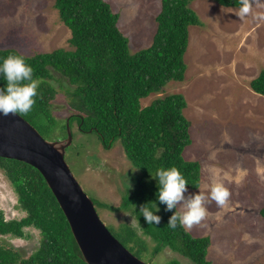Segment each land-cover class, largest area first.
<instances>
[{
  "label": "rangeland",
  "instance_id": "rangeland-1",
  "mask_svg": "<svg viewBox=\"0 0 264 264\" xmlns=\"http://www.w3.org/2000/svg\"><path fill=\"white\" fill-rule=\"evenodd\" d=\"M104 1L119 15L118 28L132 53L151 45L161 0ZM190 7L201 25L189 27L185 80L169 82L160 93L142 100L141 108L157 98L181 94L187 103L184 115L190 122L191 139L183 157L198 162L201 168L199 189L187 194L202 192L207 196L216 183L230 192L226 206L209 200L206 217L191 229L185 228L194 237L210 238L207 259L212 264H264V220L259 213L264 207V98L249 85L264 71V0H253L252 12L244 18L239 17V8L222 7L214 0H196ZM70 37L54 0H0V50L12 49L26 57L68 51L72 50ZM49 81L57 90L50 102L52 116L66 126L65 120L77 112L68 105L65 85ZM70 129L72 145L64 157L70 171L92 201L119 209L127 191L136 188L134 179L139 171L119 141L105 150L96 135L80 132L76 121ZM62 134L60 140L66 138L65 130ZM126 180L131 185L128 190ZM95 208L119 240L120 235H126L124 227L135 231L148 249L140 258L143 262L192 264L168 248L151 256L155 242L143 234L128 211H112L98 204ZM0 211L7 221L25 217L2 170ZM178 211L182 209L178 207ZM24 232L27 239L0 236V244L27 258L38 248L40 234L33 228Z\"/></svg>",
  "mask_w": 264,
  "mask_h": 264
},
{
  "label": "trees",
  "instance_id": "trees-1",
  "mask_svg": "<svg viewBox=\"0 0 264 264\" xmlns=\"http://www.w3.org/2000/svg\"><path fill=\"white\" fill-rule=\"evenodd\" d=\"M194 1L161 0L151 45L132 53L128 39L118 28L119 15L107 2L54 0L60 21L70 31L72 50L23 56L32 66L39 86L31 111L18 114L44 139L60 140L64 130L66 137L65 122L59 123L51 113L50 102L57 90L49 80L65 85L68 105L77 112L65 120L69 126L76 121L80 132L96 135L105 150L119 141L127 159L140 173L134 179L136 188L127 191L129 194L122 198L119 209L96 200L94 205L128 211L143 234L155 242L151 256L168 248L192 264H212L207 259L209 237H194L179 224L175 229L167 227L172 213L164 211L165 206L156 201V181L151 178L161 167H176L187 180L188 190L197 191L201 185L200 164L183 157L185 148L191 144L190 122L184 115L186 100L174 93L141 108L142 100L160 93L169 82L185 80L189 27L201 25L190 7ZM214 1L228 8H239L241 4V0ZM10 54L19 53L0 50V59ZM4 83L0 77V87ZM249 85L252 92L264 97V71ZM57 127L60 129L55 131ZM0 170L17 196L19 209L25 213L20 220L7 221L0 211V236L27 239L26 228L36 229L40 234L38 248L27 258L0 244V264H85L67 220L41 174L25 163L3 158ZM149 201H156L160 209L156 213L161 217L158 225L146 224L138 212ZM175 211L179 212L178 208ZM259 213L264 220V207ZM123 230L125 237L120 235L119 240L113 236L137 258L146 255L148 249L135 231L129 227Z\"/></svg>",
  "mask_w": 264,
  "mask_h": 264
},
{
  "label": "water",
  "instance_id": "water-1",
  "mask_svg": "<svg viewBox=\"0 0 264 264\" xmlns=\"http://www.w3.org/2000/svg\"><path fill=\"white\" fill-rule=\"evenodd\" d=\"M71 145L68 122L66 138L49 141L18 113L0 116V158L25 163L41 174L85 264H150L126 249L99 218L93 201L65 161V151Z\"/></svg>",
  "mask_w": 264,
  "mask_h": 264
},
{
  "label": "clouds",
  "instance_id": "clouds-1",
  "mask_svg": "<svg viewBox=\"0 0 264 264\" xmlns=\"http://www.w3.org/2000/svg\"><path fill=\"white\" fill-rule=\"evenodd\" d=\"M252 5L253 0H241L239 17L248 16L252 12ZM0 77L5 81L0 87V116L29 113L36 103L34 98L38 95L39 86V81L33 77L32 66L23 56L10 54L0 59ZM151 178L156 181V201L165 206L164 211L172 213L167 223V227L172 229L178 224L187 229L199 224L207 215L205 205L209 200L215 201L220 207L229 202L230 192L222 183L214 184L207 196L202 192L187 194L188 182L176 167H161ZM130 187L127 181V190ZM156 201L144 203L139 208L138 212L146 224L160 223L161 217L156 214L160 209ZM178 207L182 211H175Z\"/></svg>",
  "mask_w": 264,
  "mask_h": 264
},
{
  "label": "crops",
  "instance_id": "crops-1",
  "mask_svg": "<svg viewBox=\"0 0 264 264\" xmlns=\"http://www.w3.org/2000/svg\"><path fill=\"white\" fill-rule=\"evenodd\" d=\"M262 98H264V97H262Z\"/></svg>",
  "mask_w": 264,
  "mask_h": 264
}]
</instances>
